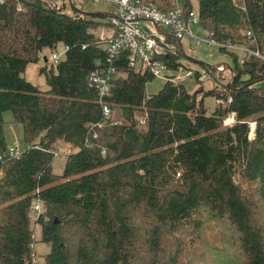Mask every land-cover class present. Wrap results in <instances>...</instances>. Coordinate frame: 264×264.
<instances>
[{
	"label": "trees",
	"instance_id": "16d2710c",
	"mask_svg": "<svg viewBox=\"0 0 264 264\" xmlns=\"http://www.w3.org/2000/svg\"><path fill=\"white\" fill-rule=\"evenodd\" d=\"M65 1L60 9L52 0L0 2V264H39L38 225L51 245L44 264H264V222L257 220L264 208V0L181 2L218 42L260 53L240 62L229 52L228 93L190 79L195 90L187 80H166L149 94L155 76L131 68L124 50L112 59L119 74L105 97L112 107L106 122L88 78L110 58V14H70ZM141 2L173 8L172 0ZM59 44L66 51L41 68L49 89L40 90L23 74ZM228 95L225 107L205 102ZM7 111L23 127L18 158L8 155ZM232 113L236 122L224 125ZM58 141L68 153L56 173Z\"/></svg>",
	"mask_w": 264,
	"mask_h": 264
},
{
	"label": "built area",
	"instance_id": "2783aa9c",
	"mask_svg": "<svg viewBox=\"0 0 264 264\" xmlns=\"http://www.w3.org/2000/svg\"><path fill=\"white\" fill-rule=\"evenodd\" d=\"M5 0H0L4 2ZM94 1V0H91ZM114 5V10L110 13L109 21L114 27V35L109 37L107 51L110 58L108 63L96 62L95 69L89 75V85L98 91L100 103L102 105L104 121L111 119L112 107L105 99L111 95L113 81L118 77V70L112 63V59L124 50L130 51L128 65L138 70H149L155 77H160L165 81L180 83L187 79L203 82L211 78L216 73L224 72L225 66L200 65L197 69L185 65L181 61L184 54L182 41L189 35H193L191 25L200 23L195 10L186 14L184 7L179 0H172L173 8L164 12L152 3H143L141 0H102ZM55 5V4H54ZM60 9L59 5H55ZM20 10L21 7L19 6ZM252 43H256V38L251 30L244 32ZM196 37L198 45L205 42L208 47H216L227 52H242L260 56L258 51L249 49L244 44L221 43L214 38ZM66 48L62 52H55L51 55L53 62H59L64 55ZM170 56L177 59L180 64L177 67H169L161 57ZM262 57V56H261ZM264 58V57H263ZM217 76V75H216ZM218 77V76H217ZM227 98H218L217 105L225 107L231 102L230 95ZM141 124L145 120L141 118ZM236 122L235 113L225 118L224 123L232 125ZM251 134L254 133L255 123H251ZM97 135L95 134L94 137ZM90 146V144H89ZM105 154V149L102 150ZM8 155L18 158L20 154L14 146L8 148ZM5 154L0 153V159ZM42 205L39 201L35 202L34 212L39 214Z\"/></svg>",
	"mask_w": 264,
	"mask_h": 264
},
{
	"label": "rangeland",
	"instance_id": "374dc122",
	"mask_svg": "<svg viewBox=\"0 0 264 264\" xmlns=\"http://www.w3.org/2000/svg\"><path fill=\"white\" fill-rule=\"evenodd\" d=\"M63 1L65 0H52L53 4L61 6L63 4ZM75 3V8L73 7V4L67 0V3L65 5V11L67 13L72 14L74 11H77L75 9H78L81 12L86 13H108L110 14L112 10H114V5L104 2L102 0H73ZM182 2V0H179ZM240 1V0H238ZM66 2V1H65ZM191 30L193 32V35H189L186 37L182 42L184 45V54L180 58L181 61L194 69H197L200 67V65H207V66H218V65H224L225 70L224 72L216 73V75H212L211 78H209L206 81H203V87L205 89H211L214 88L215 90H222L223 93H228L229 89L227 87V84H229L232 80V68L235 67L234 63V57L232 53L221 51L216 47H208L205 42H202L201 45L197 44L196 37L200 38H208L210 36V33L199 23H196L194 25H191ZM99 31L106 36L108 33V30L103 28L102 26L99 28ZM211 37V36H210ZM239 44V43H238ZM64 46L62 44H59L58 49L55 52H62ZM53 52V53H55ZM52 53V54H53ZM49 50H47L41 59L34 63H29L27 70L23 74V76L30 82H32L34 85H36L40 90L46 91L49 89V85L46 81V76L43 72H41V68L47 64L50 63V61L53 62L51 59V55ZM239 56V61L242 62L245 54L242 52L237 53ZM49 55L50 60L46 61L45 56ZM234 72V71H233ZM165 80L160 77H155L153 81L148 83L146 86V92L149 94L158 92L162 86L164 85ZM186 87L188 90H195L198 86L196 85V82L193 80L185 81ZM260 86H264V79L260 82H258ZM205 102L208 106L211 108H214L217 105V99L208 97L205 99ZM4 119H5V135L6 140L8 142L9 146H14L18 149L19 153L23 151L25 148L24 144V136H23V127L21 124H17L13 122V114L11 111H7L4 113ZM225 121V120H224ZM118 123V122H114ZM251 123H255L254 121H251ZM234 124V123H233ZM226 126H231L229 124H225ZM255 136L254 133L251 134V138ZM57 146L59 147L57 150V156L54 160V171L56 173H59L63 169V165L66 160V154L68 151L66 150V147L68 145L64 143L63 141H58ZM262 216H260L257 220L259 223L264 222V208L261 209ZM33 215H35L33 213ZM37 232V241L35 242V250L37 255V260L39 264H44V256L51 250V245L47 242L41 241V227L38 225L36 227ZM195 257V256H194ZM197 258V257H196ZM216 263L218 264L221 261V258H217ZM182 264H191V262L188 259L182 258ZM192 264H199V262L195 261Z\"/></svg>",
	"mask_w": 264,
	"mask_h": 264
},
{
	"label": "crops",
	"instance_id": "0c3cea01",
	"mask_svg": "<svg viewBox=\"0 0 264 264\" xmlns=\"http://www.w3.org/2000/svg\"><path fill=\"white\" fill-rule=\"evenodd\" d=\"M182 45H183V42H182ZM183 50H184V45H183Z\"/></svg>",
	"mask_w": 264,
	"mask_h": 264
},
{
	"label": "water",
	"instance_id": "95a60500",
	"mask_svg": "<svg viewBox=\"0 0 264 264\" xmlns=\"http://www.w3.org/2000/svg\"><path fill=\"white\" fill-rule=\"evenodd\" d=\"M45 60H47V57H45Z\"/></svg>",
	"mask_w": 264,
	"mask_h": 264
}]
</instances>
